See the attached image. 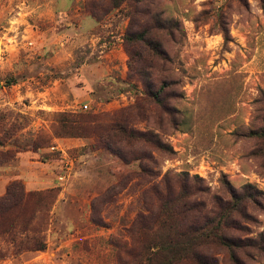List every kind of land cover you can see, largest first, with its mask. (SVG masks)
Listing matches in <instances>:
<instances>
[{
  "label": "rangeland",
  "instance_id": "374dc122",
  "mask_svg": "<svg viewBox=\"0 0 264 264\" xmlns=\"http://www.w3.org/2000/svg\"><path fill=\"white\" fill-rule=\"evenodd\" d=\"M153 9L173 24L162 37L171 117L149 111L145 82L129 77L130 1L0 0V197L14 180L53 191L32 231L0 236V264L128 261V231L165 185L195 191L205 212L251 186L250 218L232 221L239 236L264 237V141L254 136L264 129V0H154ZM63 113L83 116L82 135H62ZM120 117L167 148L106 138ZM216 260L264 264V255Z\"/></svg>",
  "mask_w": 264,
  "mask_h": 264
},
{
  "label": "trees",
  "instance_id": "16d2710c",
  "mask_svg": "<svg viewBox=\"0 0 264 264\" xmlns=\"http://www.w3.org/2000/svg\"><path fill=\"white\" fill-rule=\"evenodd\" d=\"M124 1H130L132 10L124 37L129 56V77L136 75L145 82L142 100L148 104L149 111L171 117L176 109L169 106L170 75L166 67L172 62L162 37L173 36V24L164 21L162 14L153 9L154 0H108L109 8H116ZM93 7L96 9L98 5L94 4ZM126 118H118L106 132V138L121 136L123 140L147 144L159 152L167 148L149 131L129 129ZM58 121L62 135L68 137L82 135L76 131L82 130L83 124H86L82 115L64 113L58 115ZM254 136L264 141V129L254 133ZM117 154L123 155L121 151H117ZM143 158L152 161L150 156ZM165 188V191L159 187L154 190L156 210L138 216L128 231L133 246L126 254L129 260L116 261V264H214L219 253L236 263L242 258L253 260L264 255V237L239 236L238 232L245 228L232 221L235 215L250 218L244 204L253 200L251 190L254 189L251 186L245 187L242 194L230 192L233 204L219 202L210 212H205L204 204L200 206L196 202L195 191L182 187L177 193L167 185ZM255 193L258 191L255 190ZM52 198V190L28 192L20 180L11 181L5 194L0 197V236L32 231L36 216L42 212L39 207ZM110 245L119 248L115 244ZM44 248V243L37 241L33 250Z\"/></svg>",
  "mask_w": 264,
  "mask_h": 264
}]
</instances>
